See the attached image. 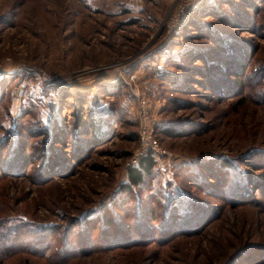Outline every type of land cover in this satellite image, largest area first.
I'll list each match as a JSON object with an SVG mask.
<instances>
[{"label":"rangeland","instance_id":"1","mask_svg":"<svg viewBox=\"0 0 264 264\" xmlns=\"http://www.w3.org/2000/svg\"><path fill=\"white\" fill-rule=\"evenodd\" d=\"M179 1L0 0V264H264V0Z\"/></svg>","mask_w":264,"mask_h":264},{"label":"built area","instance_id":"2","mask_svg":"<svg viewBox=\"0 0 264 264\" xmlns=\"http://www.w3.org/2000/svg\"><path fill=\"white\" fill-rule=\"evenodd\" d=\"M191 0H180L176 5V9L170 12V17L167 21V27L177 28L186 20V13H188L187 6ZM138 95V94H136ZM136 121H137V136L139 147L137 148L134 157L131 160V165L147 153L153 155H160L164 150L160 147L156 138L154 126L149 121V114L146 101L142 98L137 99Z\"/></svg>","mask_w":264,"mask_h":264},{"label":"trees","instance_id":"3","mask_svg":"<svg viewBox=\"0 0 264 264\" xmlns=\"http://www.w3.org/2000/svg\"><path fill=\"white\" fill-rule=\"evenodd\" d=\"M15 159H16V156H15ZM9 163L10 162H8L7 164H9ZM155 166H156V157H155V155H153L151 153L145 154L144 156H142L137 161L136 164L131 165L130 167H128V169H127V182L124 183L122 185V187H131V188L135 189V188H138L139 186L143 185L145 183V181L147 180V178L152 173V171L155 168ZM256 185L257 186H261L262 184L260 183V184H256ZM240 198L242 199L243 196L242 197H239V199ZM243 199H247V198L244 197ZM191 209H192V207H191ZM193 210L194 209H192V211ZM166 215H167L166 218L169 219V214L166 213ZM204 219H205V217H202V219L200 220L201 221V224L204 221ZM0 244H2V241L1 240H0ZM7 247H8V244H7ZM7 247H5V248H7ZM3 249H4L3 246L2 247L0 246V253L2 252Z\"/></svg>","mask_w":264,"mask_h":264}]
</instances>
